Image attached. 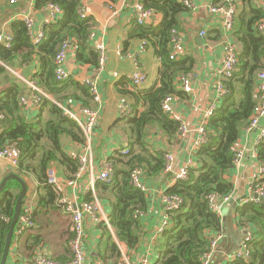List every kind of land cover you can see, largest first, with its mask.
<instances>
[{
    "label": "trees",
    "instance_id": "1",
    "mask_svg": "<svg viewBox=\"0 0 264 264\" xmlns=\"http://www.w3.org/2000/svg\"><path fill=\"white\" fill-rule=\"evenodd\" d=\"M109 1L115 3L117 0ZM234 3L236 13L232 37L237 46V71L231 79L222 81L227 92L205 125L207 143L195 153L187 178L175 182L165 192L168 196L181 198L182 203L177 210L168 213L170 226L160 236L159 256L153 264H202L203 256L210 251L208 235L221 233V218L209 208L207 198L209 195L222 198L233 193L234 185L228 176L235 168L236 144L241 128L248 123L256 105L257 76L264 70V38L256 30V24L264 20V12L255 6V0H234ZM48 4L58 5L62 17L45 25V40L41 45L33 46L29 42L22 22L12 26L11 46L6 48L0 44V74L4 72L5 65L18 57L25 61L34 55L39 58L36 86L48 98L41 96L38 111L40 115L47 113L48 120L41 127L37 121H25L19 100L22 93L17 86L11 87L0 95V150L15 145L20 151L19 163L14 170L24 180L34 178L38 181L43 194L39 208L44 209L57 204V196L47 183L51 164H59L65 168L69 178L72 177L78 163L67 155L64 144L85 145L80 126L65 116L63 109H71L74 103L90 108L92 103L88 88L80 82L70 77L63 82L55 80L53 58L61 44L70 42L76 47L77 63L96 68L98 62V53L89 39L95 22L89 17L80 18L79 0L35 1L37 9ZM142 4L161 17L156 26H138L132 34L145 41L159 58L157 81L149 89L133 92L136 104H141L143 110L126 119L129 144L108 159L107 164L114 169L111 181L97 182L94 190L98 199L108 203L110 225L117 240L129 250H134L140 243L142 225L137 213L145 211L148 206L145 193L130 184V174L135 169L141 170L147 185L151 179L157 182L165 176L172 178L169 174L162 176L164 153L152 152L146 137L149 130L156 128L167 138L169 147L177 142L178 124L163 113L160 105L167 96L181 95L183 91L178 78L191 70L187 58L169 59L171 31L180 28L181 17L188 9L179 0H143ZM123 151L128 153L123 154ZM257 159L264 165V142L258 146ZM263 184L264 179H261L253 189ZM15 201L16 196L9 192L0 200V259ZM85 201L92 202L93 199L86 196ZM23 205L21 213L25 210ZM236 214L239 226L251 231L253 239L245 243L246 258L235 257L225 264H264V199L243 204L236 208ZM100 225L106 230L105 225ZM103 236L106 246L105 251L99 254L100 258L105 261V254H109L119 260V251L112 237L107 231ZM38 245V237H35L26 250L31 252Z\"/></svg>",
    "mask_w": 264,
    "mask_h": 264
},
{
    "label": "crops",
    "instance_id": "2",
    "mask_svg": "<svg viewBox=\"0 0 264 264\" xmlns=\"http://www.w3.org/2000/svg\"><path fill=\"white\" fill-rule=\"evenodd\" d=\"M35 1L20 0L15 5H9L8 0H0V33L11 35L13 38L12 26L22 16L33 20L35 31L43 29L49 22L50 15L46 7L37 9ZM139 1L117 0L112 3L109 0H79V6L86 10L89 18L95 22L94 40L104 46L107 56L105 68L99 76L96 75L95 68L77 63L75 60L76 47L75 50H71L65 64V70L73 80L82 82L86 78L97 79L101 105L98 106L93 102H90L89 105L90 109H98L99 112L98 125L94 129L92 142L91 173L95 175L107 164L110 156L127 147L129 134L126 119L143 110L141 104H136L133 96L136 89L131 85L129 78L136 70L146 74V84L139 91L153 87L157 81L159 58L149 45L142 51L143 40L132 35L138 28L133 6ZM218 2L219 0H193L194 8L188 9L183 14L180 28L177 30L184 48V53L179 57V60L188 59V64L191 66L190 73L194 79L191 82L192 92L186 94L181 91L180 96H173L172 105L192 130L203 123L204 114L213 103H218V106L221 103L222 98L220 99L217 93V86L221 83L218 71L223 58V43L226 40L234 42L232 35L224 34L220 16L209 12V7L217 5ZM254 4L258 7L259 0H255ZM160 20L161 17L156 14L152 24L147 26H156ZM38 71L39 58L35 55L30 60L27 58L26 61L21 57L12 60L7 66L5 65L4 72L0 74V95L11 87L17 86L22 93L21 97L30 99V90L36 85L35 75ZM72 105L76 106L75 103ZM121 107L127 109L126 117L121 116ZM21 116L25 121H37L40 127L48 120L47 113L40 115L38 108L33 106L21 105ZM263 127L264 117L260 120L259 127L253 131L246 132L245 125L241 128L235 149H245L246 152L240 165L235 167L228 176L234 185V190L231 200L223 208L222 240L213 255L212 264H225L234 259L237 254L236 249H239L242 241V233H246V230L241 228L237 222L236 209L233 208V205L235 204L236 208L241 207L243 201L251 195L252 181L262 166L257 159V151L254 152V143ZM156 130V128L149 130L146 137V142L152 152L173 153L175 155V170L184 162H194L195 154L191 153L190 136L185 139L178 138L177 142L169 147L167 138ZM64 149L71 158L82 152L80 145L72 143H65ZM1 160L0 179L9 170ZM50 170H53L63 180L62 183L75 179L76 173L69 178L65 168L57 163L51 164ZM89 174L90 172L86 171L81 175L74 187L66 186V183H63L65 194L75 198L78 203L86 202L85 197L90 196L100 206L99 223H94L89 217H83V250L85 254L83 264H118L122 258L127 259L131 264H140L142 259L148 258L150 264H153L159 256L157 246L161 235H157V231L163 215L161 197L173 185L172 178H166V174H162L165 178H159L157 182L151 179L148 181V185L143 180L148 187V191L144 192L148 206L145 211L137 214V219L142 225L140 243L134 250H129L125 244L117 240L110 225L108 203L98 199L96 191L94 194L86 192ZM26 182L29 187V196L24 200L23 206L25 210L31 212L32 226L20 236L16 234L13 236L6 264H32L33 259L42 254L61 262H69L72 257L70 241L73 238L70 216L58 206V195L55 192L57 204L53 207L48 206L46 209L39 208L40 198L43 195L39 190V183L34 178H28ZM239 186L244 188V195L241 197L236 194ZM8 192L17 196L19 187ZM4 195V193L0 195V200ZM32 215H34L33 219ZM100 224L105 225L106 230ZM106 231L117 245L119 260L110 257L109 254H105V261L99 256L105 251L106 239L103 233ZM35 237H38L39 245L29 252L26 250V246Z\"/></svg>",
    "mask_w": 264,
    "mask_h": 264
},
{
    "label": "built area",
    "instance_id": "3",
    "mask_svg": "<svg viewBox=\"0 0 264 264\" xmlns=\"http://www.w3.org/2000/svg\"><path fill=\"white\" fill-rule=\"evenodd\" d=\"M20 0H8L9 5H15ZM180 3L186 7L187 9H193L194 3L193 0H179ZM259 8L264 12V0H259ZM135 11V21L136 24L140 27L147 26L150 23L152 24L153 19L156 15V12L150 9H145L142 0L135 3L134 6ZM46 10L49 12L50 19L49 22L46 23H55L62 17V10L58 5L48 4L46 6ZM112 9L110 8V11ZM209 12L213 15H218L221 18V24L224 30V34L231 36L233 31V20L236 13V7L234 0H219L217 5H212L209 7ZM78 14L80 18L85 19L88 18V14L86 10L81 8L78 9ZM18 22H22L26 29V35L33 46H39L45 40V32L44 27L39 31L34 30V22L27 16H22L18 18ZM257 32L264 38V20L259 21L256 24ZM204 32L202 35L204 36ZM91 44L94 50L98 53V62L95 68L96 75H100L106 64V51L104 46L95 41V34L92 32L89 36ZM0 44L4 45L6 48H9L12 44V36L4 35L0 33ZM170 55L169 59L171 61L179 60V57L184 53V48L180 42L179 34L177 30L171 31L170 36ZM147 47V43L142 41L141 50L144 51ZM75 50V46L73 43L64 42L61 44L58 52L53 58V63L55 67V80L59 82H63L69 79L70 75L65 70V64L68 56L71 53V50ZM237 71V46L232 41H225L223 43V58L221 62V66L219 68V79L221 83L217 86V93L220 99L227 92L224 88L222 81H227L231 79L234 73ZM194 79V76L191 73L183 74L178 78V82L180 84L181 90L190 94L192 92L191 82ZM131 85L136 90H142L144 85L146 84V74L141 72L140 70H136V72L129 78ZM82 85L86 86L89 90L92 102L96 105H101V95L98 92L97 79H89L86 78L82 82ZM31 97L27 99L25 97L20 98V103L23 106H33L38 108L41 102V96L44 93L35 85L30 90ZM256 105L253 109L252 115L248 120V123L245 125L246 132L253 131L254 129L259 127L260 120L264 117V70L261 71L257 76V87H256ZM173 96H167L161 102V109L164 114H166L171 120L178 124L177 136L179 139H185L188 136L191 137V150L192 154H195L201 147H203L207 143V135L208 132L205 129V125L208 120L212 117L214 111L218 107V103H213L210 108L205 112L203 117V123L196 128L195 130L190 129L185 121H183L182 117L174 110L172 105ZM120 113L122 117H126L127 109L125 107H121ZM63 114L70 119L77 122L80 126L84 137H85V145L82 147V152L73 156L78 164V170L75 174V179L71 181L63 182L66 183V186L74 187L76 181L79 180L81 175H83L86 171H89V180L88 185L86 187V192L90 194H94L95 185L97 182L109 183L112 179L114 169L110 164H105L104 167L100 170L98 174L91 173L92 170V142L94 138V129L98 125L99 112L98 109H90L87 107H82L80 105L73 106L71 109H63ZM264 142V127L260 129V132L254 143V152L256 153L258 146L260 143ZM245 149L237 150L235 149L234 156V166L238 167L241 163L242 157L245 154ZM123 154H127L128 151H123ZM164 169L163 174L172 175V184L177 181H183L187 178L188 170L193 166L191 162H184L179 168L174 169L175 164V155L170 152L164 153ZM0 159H4L8 161L11 167L17 168L19 159H20V151L16 148L15 145H10L0 150ZM143 172L139 169H135L130 174V184L138 189L141 192H147L148 187L144 183ZM261 179H264V165L258 170L257 174L254 176L252 181V185L250 187L251 195L243 201V204L249 203H258L264 199V184L257 187L254 190L253 185ZM62 179L59 178L57 174L53 170H49L47 172V183L51 185L53 191L58 195V206H60L64 211L70 216V220L73 228V238L70 241V250H71V260L69 262H61L55 260L53 258L48 257L47 255H40L33 259L32 264H83L85 260V254L83 250V239H84V230H83V217H89L94 223H99V211L100 206L97 201L92 202H81L78 203L75 198H71L65 194L64 184L61 182ZM232 195H228L222 198H216L213 195H209L208 206L209 208L219 217L222 218L223 208L225 205L229 203ZM162 205H163V215L161 219L160 226L158 227L157 235H162L163 232L169 228L170 221L168 217V213L177 210L182 200L181 198L175 195H166L165 193L161 197ZM139 214V213H137ZM30 210H24L23 213L20 214L19 220L16 224L14 235L20 236L24 233L29 227L32 226V222L30 221L31 217ZM253 239V234L251 231L246 230L244 239L240 242L239 249L235 257H243L246 258L248 256V251L245 246L247 241ZM208 240L210 243V251L203 256L202 264H211L214 253L216 252L220 241L222 240L221 233H212L208 235ZM103 264V263H99ZM118 264H131L127 259L122 258ZM140 264H150L148 258H144L140 261Z\"/></svg>",
    "mask_w": 264,
    "mask_h": 264
},
{
    "label": "water",
    "instance_id": "4",
    "mask_svg": "<svg viewBox=\"0 0 264 264\" xmlns=\"http://www.w3.org/2000/svg\"><path fill=\"white\" fill-rule=\"evenodd\" d=\"M9 183L13 184L8 185ZM17 187H19V192L16 196L13 215L9 223L8 232L6 234L0 264H6L8 261V255L14 236V230L21 214L22 205L24 200L29 196V187L26 180H24L18 173H16L15 170H8L7 173L0 179V195L2 193L5 194L8 191H12Z\"/></svg>",
    "mask_w": 264,
    "mask_h": 264
},
{
    "label": "rangeland",
    "instance_id": "5",
    "mask_svg": "<svg viewBox=\"0 0 264 264\" xmlns=\"http://www.w3.org/2000/svg\"><path fill=\"white\" fill-rule=\"evenodd\" d=\"M5 165H6V167L7 168H9V171H13L14 170V167H11L8 163V161H6V160H4V159H2L1 160ZM239 197H241V196H243L244 195V188L243 187H241V186H239L238 188H237V193H236ZM236 205L234 204L233 205V208H235L236 209ZM224 212V211H223ZM244 237H245V233H242V236H241V240H243L244 239ZM238 252V248L236 249V253ZM213 263V262H212ZM211 263V264H212Z\"/></svg>",
    "mask_w": 264,
    "mask_h": 264
}]
</instances>
